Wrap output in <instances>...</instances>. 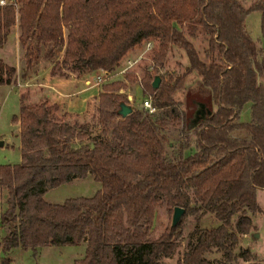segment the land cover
Listing matches in <instances>:
<instances>
[{
    "label": "trees",
    "instance_id": "trees-1",
    "mask_svg": "<svg viewBox=\"0 0 264 264\" xmlns=\"http://www.w3.org/2000/svg\"><path fill=\"white\" fill-rule=\"evenodd\" d=\"M244 1H249L245 6ZM260 13L264 39V0H6L0 4V45L18 22L19 42L30 67L43 56L51 72L63 76L114 71L132 49L153 40L154 59L169 46L188 60L184 71L154 76L144 71L140 85L156 111L133 108L125 116L127 83H104L96 98L100 132L59 119L57 105L28 103L20 94L17 125L20 161L0 163V186L7 189V208L15 225L2 237V250L81 244L76 264H160L180 236L178 224L158 237L149 231L164 200L192 212L211 211L214 224L196 225L178 264H212L206 253L222 252L216 264H235L238 233L249 231L248 211L261 210L256 188H264V49L247 28V16ZM206 37L202 58L192 39ZM62 57L52 61L54 55ZM198 83L186 92L195 109H211L186 131L173 156L166 154L168 131L181 118L175 94L189 75ZM16 67L0 58V85L16 82ZM129 80L136 75L127 73ZM206 97L208 99H206ZM250 119L240 120L246 104ZM161 109V111H158ZM190 118V117H189ZM238 133L235 134L234 132ZM89 138L85 141V138ZM77 144H75L76 142ZM195 150L189 154L185 150ZM91 174L101 187L90 196L46 200L48 189ZM200 197L194 207L187 187ZM239 213L233 227V216ZM244 259L249 255L243 253ZM250 264H264L253 261Z\"/></svg>",
    "mask_w": 264,
    "mask_h": 264
},
{
    "label": "rangeland",
    "instance_id": "rangeland-1",
    "mask_svg": "<svg viewBox=\"0 0 264 264\" xmlns=\"http://www.w3.org/2000/svg\"><path fill=\"white\" fill-rule=\"evenodd\" d=\"M249 3V1H244L245 6H248ZM260 19L261 16L258 11L250 12L247 16V28L251 36L255 39L257 45L264 49V39L262 38L260 31ZM13 37L14 33L9 37V43L3 48L0 47V57L5 58L4 60H8L11 64L19 67V55H17ZM192 40L200 51L202 58L208 61V58L203 51L208 44L207 36L197 37ZM147 42L148 41L144 42L142 46L130 50L121 59L119 66L114 71L110 72L106 79L100 83V86L102 87L104 83L113 80L119 79L125 81L127 87L123 89V92L127 93V99L124 101L132 105L133 108L139 109H145V107L142 106L141 101L143 98L149 96L148 94L143 93L140 85L145 70H149L153 75H166L167 71H171L174 74H180L188 64L185 53L175 46H169L164 59L157 62L154 59L153 52L155 42L150 40L151 46L149 48H147ZM22 57L25 61L23 52ZM61 57L62 52L58 51L52 58V61H56L57 58L60 59ZM39 58H41V61L45 60L42 55L39 56ZM128 59L133 60V64L130 66H128ZM94 72L91 73V75H93ZM129 72L136 75L134 81L129 80L125 76ZM87 75L89 74L83 76L86 77ZM91 79H93V77ZM198 81L199 79L195 74L189 75L185 87L175 94V100L177 101V107L181 118L175 126L168 131L170 139L169 145L166 147V154L168 156L175 155L181 141L185 139L186 131L183 129V126H185L184 124L186 123V120L184 119V115L186 112L188 119H191L193 114V108L188 104L185 94L187 90L193 88ZM82 85L83 84H79L78 86H75L74 83H67L60 85L59 88L62 92H71L82 88ZM20 88L22 89L21 93L25 94L26 98H28L29 86H21ZM95 89L96 88H93L91 90ZM91 90L75 92L76 94L72 99L66 97L64 101H66L67 108L74 112H83L87 106L85 98ZM129 94H134L135 99L132 97L128 98ZM206 99L208 98L206 97ZM25 100L28 103H33L30 98ZM19 108L18 90L8 84L0 85V140L3 141V144H0V163H16L20 161L19 138L16 135L18 128L13 121L14 115L19 112ZM95 108L90 104L87 112L81 116L77 114H62L58 115V118L68 120L71 123L77 122V124H81V131H84L83 127H85V129L88 127L92 133H97L101 131L102 126L97 120V111ZM158 111H161V109H158ZM189 122L190 120L188 121V124ZM193 126L189 127L187 125L189 134H193ZM234 133L237 134L238 132L235 131ZM88 140V137L85 138V141ZM75 144H77V142ZM194 150L195 147L191 146L185 150V153L189 154ZM100 187V182L95 180L91 174H88L84 178L76 177L69 182L48 189L45 193V198L49 202L59 203L67 197L80 195L90 196ZM193 190L194 189L191 186L187 187V191L190 193L192 199L191 204L196 208L200 204V197L194 194ZM256 195L261 210L258 212L248 211V215L251 218L250 228L246 233H238V240L233 250L235 264H250L253 261L264 262V188L257 187ZM6 208L7 189L0 186V264H76L77 260L84 255L85 241L81 244L46 245L36 247L35 249L17 246L3 252L2 237L15 225V221L9 216H5ZM173 208L174 207L170 206L166 200L156 208L153 222L150 226V238L158 237L168 226L171 225ZM238 217L239 213L234 214L232 229H235ZM214 223L215 221L210 210L203 207L196 208L194 211L188 213L185 208V211L178 222L180 236L176 238L175 249L170 256L161 257L160 264H178L186 250L187 242L195 226L199 225L204 227ZM256 233H258V235ZM243 253L249 255L248 260L244 259ZM206 256L212 260V264H216L215 260L221 259L222 252L213 249V251L206 253Z\"/></svg>",
    "mask_w": 264,
    "mask_h": 264
},
{
    "label": "crops",
    "instance_id": "crops-1",
    "mask_svg": "<svg viewBox=\"0 0 264 264\" xmlns=\"http://www.w3.org/2000/svg\"><path fill=\"white\" fill-rule=\"evenodd\" d=\"M14 33V45L16 48L17 55H19L18 60L20 63V66L16 67V82L14 84H8L10 86H13V88H16L18 90V94L20 96L21 94V86H29V94L28 98L33 103L41 102L42 100H47L49 103H55L57 105V114H77L79 116L83 115L87 112L89 105L91 104L93 108L96 106V98L98 97L99 92L101 91L100 84L94 83L92 78V75L89 74L86 77L83 75H75L71 74L70 76H63L59 74V72L52 73L51 72V66L52 62L49 60H39L34 61L30 67H27L25 64V61L22 57V47L19 42V25L18 22L11 26L10 33L8 34L7 41L0 45V47H5L9 43V37ZM2 58V57H0ZM3 60L5 58H2ZM6 63L11 64L8 62V60H4ZM67 83H74L75 86H78L79 84H83L82 88L77 89L75 91L71 92H62L59 88L60 85L67 84ZM31 86H37V87H31ZM93 88H96L95 90H91ZM85 91V90H91V92L88 93L85 100L87 101V106L83 112H74L67 108L66 101L64 99L66 97H74L76 94L75 92L79 91ZM132 98L135 99L134 94H131ZM71 103V102H69ZM19 106H20V99H19ZM250 119V104H246L240 114V120L242 121H248Z\"/></svg>",
    "mask_w": 264,
    "mask_h": 264
},
{
    "label": "water",
    "instance_id": "water-1",
    "mask_svg": "<svg viewBox=\"0 0 264 264\" xmlns=\"http://www.w3.org/2000/svg\"><path fill=\"white\" fill-rule=\"evenodd\" d=\"M160 82V76L158 74H156L152 80V86L154 88L158 87ZM132 95H128V98H131ZM133 110L132 105H130L129 103H126L125 101H121L119 103V108H118V112L119 114H121L122 116L127 115L128 113H130ZM210 113L211 109L208 107H205L204 103H201L200 106H198L195 111L193 112L190 122L188 124V126H193L197 123V121L204 117L205 114ZM0 144H3V141L0 140ZM185 208L179 205L174 206L173 208V213H172V219H171V226H175L178 224L181 215L184 213ZM258 235V233H256ZM3 254V253H2Z\"/></svg>",
    "mask_w": 264,
    "mask_h": 264
},
{
    "label": "built area",
    "instance_id": "built-area-1",
    "mask_svg": "<svg viewBox=\"0 0 264 264\" xmlns=\"http://www.w3.org/2000/svg\"><path fill=\"white\" fill-rule=\"evenodd\" d=\"M5 2H6V0H0V4H4ZM150 46H151V42L148 41V42H147V48H149ZM127 61H128V63H129L128 66H130V65L133 64V60L128 59ZM123 70H125V69H123ZM109 74H110V73L107 72L105 69H103V68H99V70H96V71L94 72V74L92 75L94 83H96V84H100L101 82H103V81L106 79V77H107ZM141 103H142V106L145 107V109H147L149 112H154V111H156V107H155V105L152 103V100H151V96H150V95L147 96V97H145V98H143V100L141 101Z\"/></svg>",
    "mask_w": 264,
    "mask_h": 264
}]
</instances>
